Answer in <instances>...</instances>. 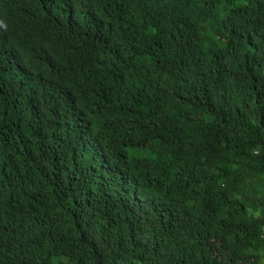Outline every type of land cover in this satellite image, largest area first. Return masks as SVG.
<instances>
[{"label": "trees", "instance_id": "trees-1", "mask_svg": "<svg viewBox=\"0 0 264 264\" xmlns=\"http://www.w3.org/2000/svg\"><path fill=\"white\" fill-rule=\"evenodd\" d=\"M0 264H264V0H0Z\"/></svg>", "mask_w": 264, "mask_h": 264}, {"label": "bare ground", "instance_id": "bare-ground-1", "mask_svg": "<svg viewBox=\"0 0 264 264\" xmlns=\"http://www.w3.org/2000/svg\"><path fill=\"white\" fill-rule=\"evenodd\" d=\"M10 114V113H9Z\"/></svg>", "mask_w": 264, "mask_h": 264}]
</instances>
